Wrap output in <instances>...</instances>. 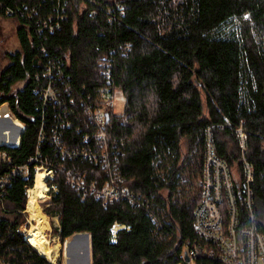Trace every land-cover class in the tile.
I'll list each match as a JSON object with an SVG mask.
<instances>
[{
    "label": "trees",
    "instance_id": "1",
    "mask_svg": "<svg viewBox=\"0 0 264 264\" xmlns=\"http://www.w3.org/2000/svg\"><path fill=\"white\" fill-rule=\"evenodd\" d=\"M0 16L16 19L20 44L0 69V105L27 125L19 146L0 144L8 153L0 159V261L53 264L22 229L37 151L55 178L44 211L42 198L35 204L58 216L64 247L75 233L90 240L91 264H189L185 245L201 238L193 221L209 137L238 174L241 227L250 224L242 182L252 165L264 235V0H0ZM50 80L61 104L42 96ZM117 90L125 107L109 111L112 163L103 168L84 156L97 145L85 141L94 125L83 102ZM25 164L28 173L13 172ZM113 180L126 195L103 194Z\"/></svg>",
    "mask_w": 264,
    "mask_h": 264
},
{
    "label": "built area",
    "instance_id": "2",
    "mask_svg": "<svg viewBox=\"0 0 264 264\" xmlns=\"http://www.w3.org/2000/svg\"><path fill=\"white\" fill-rule=\"evenodd\" d=\"M45 75L48 77L52 76L51 70H48ZM42 96L48 103L61 104L63 102L62 92L53 80H50L46 86L42 87ZM115 101L116 91L111 94L103 93L101 100L96 105L83 102L86 106L85 111L94 125L92 135L86 133L85 141H90L91 137L95 142V146L97 145V150L92 149L90 154L85 153L84 156L90 155L91 159L99 160L103 168H109L112 163V150L109 149L106 142L108 139L107 125L110 121L109 111L115 108ZM107 113L109 114V119L107 118ZM238 135L243 151H245L246 135L241 127L238 128ZM53 138L57 142V146L62 150V157L68 155L71 158L72 152L61 144L59 134L54 133ZM7 157L8 153L6 151L0 152V159ZM39 160L41 162L36 164V174L38 171L46 172L45 181L49 185V180L55 178L54 168L40 158L39 151L29 159V162ZM18 169L28 173V164L15 168L13 172ZM117 180L121 182L122 178L118 177ZM252 180L253 167L250 163H246L245 176L242 183L246 194L250 224L247 227H241V217L237 204L239 194V189L237 192V186H239L238 174L235 176L231 172L228 163L217 154L212 139L209 137L208 147L205 152L203 176L198 182L202 188V199L195 209L193 221L201 238L193 242L188 241L185 245L183 256L186 257V253L189 255V264H196L198 258L202 257H210L222 264H264V235L258 227L253 189L251 187ZM115 182L116 180H113L111 184L110 181L107 182L103 190L105 196L118 198L121 194H127ZM52 187L51 185L47 187L48 195ZM29 190L30 188L28 189V196ZM49 197L51 196L49 195ZM119 228L120 225L116 224L114 227V238ZM28 242L30 241L28 240ZM47 258L51 263L57 264L56 261L54 262L49 257ZM0 264L12 263L2 260Z\"/></svg>",
    "mask_w": 264,
    "mask_h": 264
},
{
    "label": "rangeland",
    "instance_id": "3",
    "mask_svg": "<svg viewBox=\"0 0 264 264\" xmlns=\"http://www.w3.org/2000/svg\"><path fill=\"white\" fill-rule=\"evenodd\" d=\"M17 28H18V22L16 21V19L0 16V69L2 67H5V65L8 64L9 62L8 57L6 55L7 51L10 50L13 51L20 47L17 36ZM115 103H116L115 112L122 113L125 107V97L122 91L119 90L116 91ZM4 107L8 109L7 111L12 112L8 103H3L2 105H0V110H3ZM9 140L10 137L7 138V141ZM0 142L3 141L0 140ZM46 184L48 185V182H46ZM47 192L48 190L44 191L45 196L42 199H39V203L43 211L46 205L44 203L46 202V200L50 198ZM26 212L28 215L29 225L28 226L23 225L22 229L25 231V233H28V231L32 228L33 224L35 223V221L31 220L29 216V212L27 211V206H26ZM47 216L48 219L45 224L42 237L44 238L47 245L54 246L57 243L59 244V247L57 249V251L59 252L58 255L55 257L56 258L55 261L58 262L59 259H62L64 264H91L90 240L80 232L75 233L74 235L68 237V239L65 241L66 249L63 253L65 247L63 246V243L60 240L59 235H57V233L55 232V227L59 226V218L58 216H49V215ZM77 241L82 242V245L78 248H76V246L74 245V243H76ZM74 251L76 252L73 254Z\"/></svg>",
    "mask_w": 264,
    "mask_h": 264
},
{
    "label": "bare ground",
    "instance_id": "4",
    "mask_svg": "<svg viewBox=\"0 0 264 264\" xmlns=\"http://www.w3.org/2000/svg\"><path fill=\"white\" fill-rule=\"evenodd\" d=\"M4 107L0 110V144H6L10 146H19L21 144V136L27 125L25 122H21L17 117L8 109ZM10 140L7 141V138ZM46 172L38 171L35 177V184L29 190L28 207L27 211L31 220L35 221L32 228L26 233V239H28L32 245L44 256L53 260L57 255V249L59 244L47 245L42 234L47 222V214L44 213L36 204V198H43L45 196L44 191L47 190L48 185L45 182Z\"/></svg>",
    "mask_w": 264,
    "mask_h": 264
},
{
    "label": "crops",
    "instance_id": "5",
    "mask_svg": "<svg viewBox=\"0 0 264 264\" xmlns=\"http://www.w3.org/2000/svg\"><path fill=\"white\" fill-rule=\"evenodd\" d=\"M47 219H48V216H47ZM74 245L76 246V248L80 247L82 245V242L81 241H77L76 243H74ZM72 246V245H71ZM75 248V247H74ZM76 251L73 252V254L75 253ZM91 259V258H90ZM56 258H54L52 261H55Z\"/></svg>",
    "mask_w": 264,
    "mask_h": 264
},
{
    "label": "water",
    "instance_id": "6",
    "mask_svg": "<svg viewBox=\"0 0 264 264\" xmlns=\"http://www.w3.org/2000/svg\"><path fill=\"white\" fill-rule=\"evenodd\" d=\"M107 118L109 119V114L107 113ZM23 133H24V131H23ZM23 133H22V135H23ZM21 139H22V136H21ZM2 145H6V144H2ZM7 146H10V145H7ZM186 260L187 261H190V257H189V255L186 253Z\"/></svg>",
    "mask_w": 264,
    "mask_h": 264
}]
</instances>
